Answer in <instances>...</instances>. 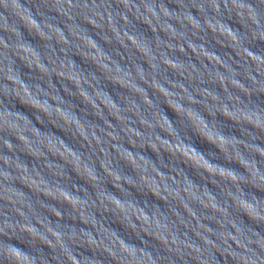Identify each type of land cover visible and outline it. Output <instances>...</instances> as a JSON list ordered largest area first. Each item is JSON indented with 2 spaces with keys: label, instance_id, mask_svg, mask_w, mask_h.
<instances>
[{
  "label": "clouds",
  "instance_id": "clouds-1",
  "mask_svg": "<svg viewBox=\"0 0 264 264\" xmlns=\"http://www.w3.org/2000/svg\"><path fill=\"white\" fill-rule=\"evenodd\" d=\"M0 264H264V0H0Z\"/></svg>",
  "mask_w": 264,
  "mask_h": 264
}]
</instances>
